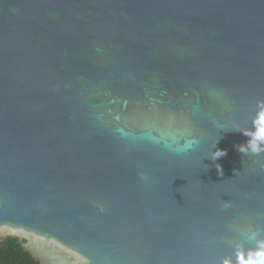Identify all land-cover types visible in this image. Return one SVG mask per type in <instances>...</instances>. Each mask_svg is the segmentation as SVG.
<instances>
[{
  "label": "water",
  "instance_id": "1",
  "mask_svg": "<svg viewBox=\"0 0 264 264\" xmlns=\"http://www.w3.org/2000/svg\"><path fill=\"white\" fill-rule=\"evenodd\" d=\"M262 115L264 0H0V241L259 264L264 151L236 145Z\"/></svg>",
  "mask_w": 264,
  "mask_h": 264
},
{
  "label": "clouds",
  "instance_id": "2",
  "mask_svg": "<svg viewBox=\"0 0 264 264\" xmlns=\"http://www.w3.org/2000/svg\"><path fill=\"white\" fill-rule=\"evenodd\" d=\"M241 133L245 135V133L243 132ZM195 143H197V141H192L189 147L193 146ZM262 145H264V130L260 129V130H257V132H255L252 136H248L247 140L244 143L236 145V149L238 152L241 153L242 156H245V155H248L249 153L256 154L261 151H264V146ZM214 149L216 150L212 151V154L209 157V159H211L212 161H216L219 158L226 155V153L223 150L216 148V146L214 147ZM215 166L217 169V174L219 176H223V171L221 169V166L218 163ZM236 171L238 170H234L233 174ZM247 264H253V262L249 260ZM259 264H264V259H261Z\"/></svg>",
  "mask_w": 264,
  "mask_h": 264
},
{
  "label": "trees",
  "instance_id": "3",
  "mask_svg": "<svg viewBox=\"0 0 264 264\" xmlns=\"http://www.w3.org/2000/svg\"><path fill=\"white\" fill-rule=\"evenodd\" d=\"M0 264H36L16 240L9 239L4 247L0 246Z\"/></svg>",
  "mask_w": 264,
  "mask_h": 264
},
{
  "label": "flooded vegetation",
  "instance_id": "4",
  "mask_svg": "<svg viewBox=\"0 0 264 264\" xmlns=\"http://www.w3.org/2000/svg\"><path fill=\"white\" fill-rule=\"evenodd\" d=\"M9 239H14V240H16L18 244L22 245V248H23L24 251H25V249H24V245L28 244V242H29V241L27 240V238H24V237L19 236V235H13V236H9V237L6 238L4 241H0V246H1V247H4V246L7 244V242L9 241ZM25 252H26V251H25ZM26 253H28V252H26ZM28 254L31 256V258H33L34 263H36V264H41V259H39V258H42L41 256L36 257V256H34V255H31L30 253H28ZM51 256H52V255H51ZM43 258H44V257H43Z\"/></svg>",
  "mask_w": 264,
  "mask_h": 264
},
{
  "label": "snow or ice",
  "instance_id": "5",
  "mask_svg": "<svg viewBox=\"0 0 264 264\" xmlns=\"http://www.w3.org/2000/svg\"><path fill=\"white\" fill-rule=\"evenodd\" d=\"M261 120L264 121V115L261 116ZM262 130H264V129H262Z\"/></svg>",
  "mask_w": 264,
  "mask_h": 264
}]
</instances>
